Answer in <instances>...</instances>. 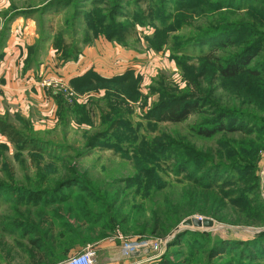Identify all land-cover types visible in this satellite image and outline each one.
<instances>
[{
  "label": "rangeland",
  "instance_id": "374dc122",
  "mask_svg": "<svg viewBox=\"0 0 264 264\" xmlns=\"http://www.w3.org/2000/svg\"><path fill=\"white\" fill-rule=\"evenodd\" d=\"M96 1L97 9L93 0H0V67L8 64L22 77L38 70L36 81L47 98L0 108L44 151L39 172L29 165L28 151L0 134L6 145L0 157V264H60L86 249L95 264H157L163 258L174 264H264L245 256L247 240L264 234V79L247 74L226 80L219 91L205 89L215 105L249 113L235 119L244 122L243 131L203 138L189 130L201 116L177 125L143 118L158 100L150 86L165 75L184 87L180 63L198 66L215 40H233L219 53L227 59L260 42L249 66L264 70V0H146V6L137 0ZM119 4L123 12L112 16ZM149 6L153 16L143 12ZM76 10L87 12L80 27L72 19ZM117 22L136 25L125 43L113 37ZM50 29H63L68 42L77 39L79 54H59ZM139 75L136 97L130 82ZM74 77H82L77 87L70 84ZM44 78L62 80L73 95L42 86ZM56 95L76 109H59ZM101 109L121 111L133 124L103 138L106 145L89 147L114 118L103 120ZM165 147L175 149L156 155ZM212 167L221 168L205 180L209 186L198 184L202 170L204 179ZM181 169L187 172L178 178ZM61 184L68 186L57 199L35 195ZM195 196L193 211L183 216ZM118 210L129 224L109 221ZM155 213L181 219L155 237L132 230L153 224ZM192 217L212 218L215 226L187 227L192 234L174 241ZM120 237L164 241L153 250L125 254ZM221 242L231 246L229 252L211 263L209 247Z\"/></svg>",
  "mask_w": 264,
  "mask_h": 264
},
{
  "label": "trees",
  "instance_id": "16d2710c",
  "mask_svg": "<svg viewBox=\"0 0 264 264\" xmlns=\"http://www.w3.org/2000/svg\"><path fill=\"white\" fill-rule=\"evenodd\" d=\"M64 1L65 3H67V5H70L74 0ZM88 1L90 0H84V2ZM140 2L145 6L148 5L146 0H137V5H139ZM93 4L97 5L96 7H94V9H97V7H99V3L96 0H93ZM112 11V16H118L120 15L121 11L123 12V6L119 4V6H115ZM143 12L144 14H151L152 16L154 14L153 7L151 6L146 8V10H143ZM85 13L87 14L86 11ZM86 14L82 15V12L76 10L72 16V19L75 23L74 26L78 25L80 27V24L82 22V24H84L83 19H86ZM124 17H127V14H125ZM122 22H117L118 24L116 25L113 23L114 29L112 31V34L117 41L125 43L129 36L136 33V25L134 23L126 22H124L125 24H123ZM50 33L55 34V36H53L54 38L52 44L56 48L57 52L59 54H62L64 58H73L79 54L80 49L77 45V39L73 38L74 40L68 42L65 36V31L63 29H50ZM76 33L77 30L73 32V34ZM232 41L233 40L231 39L220 41L215 40L214 46L211 47V49H209L207 52L202 53L199 56L201 61L199 62L198 66L180 63L184 75L183 79L186 84L184 87L176 84L171 78H168L165 75H161L156 82V85L150 86L149 88L151 94L158 95V100L153 104L152 108L146 114H144L143 118L149 123H170L177 125L187 122L193 116L197 117V119H199V117L201 116V121L189 126V130L194 135L203 138H210L223 132L243 131L242 125L244 122H238L235 119L239 116H244L247 114L249 115V113L246 111L225 109L223 107H220V105L216 101L215 105L214 102H212V100L208 98L205 93L206 87L214 86L219 91L222 89L226 80L237 78L239 76L247 74L264 79V70H260L259 68H255L254 66H249V64L255 57V54L259 50L260 42H257L253 45H246L241 51L235 54L234 57L227 59L228 57L220 55L219 53L224 46H226L228 43H231ZM2 45L3 42L1 43V47ZM81 78L82 77L72 78L70 84L75 85V87L79 86L82 82L80 81L82 80ZM141 79L142 77L139 75L137 76V78L133 77L130 82V87L132 88V92L136 94V97H138V90L134 88L133 84L139 82ZM54 98L57 100L59 109H62L64 107H66L68 111L76 109V106L70 107L69 104H65L66 102L64 98L59 97L58 95H56ZM100 111L103 120L110 119L111 116H113L114 118L109 124V130H105L96 134L95 137L90 141L89 147L96 148L97 146L106 145L103 142V138L108 137L111 133H116L114 130L118 129L120 125L131 126L133 124V122L128 118L130 112L126 115V118L128 119H124L121 118L123 114L121 111L118 114L115 111L110 113L107 110L101 109ZM60 113H62L61 110ZM204 115H206V117ZM0 134L5 137L10 144L14 145L17 150L28 151L29 165L34 166L39 172H43L41 163L44 160V151L42 150V143L40 141L31 136L29 133L24 132V130L17 127L13 122L8 120L7 117L2 115H0ZM3 149H6V145L4 143H0V157L3 154ZM174 149V147L160 148L156 152V155L160 154L161 157L162 155H167ZM203 159L204 161H206L205 158ZM219 168L212 167L211 169H209L206 172L204 179H202V176L204 175L203 173L206 168L202 170V172L200 173L201 176L197 177L199 179L201 178V181L197 183L206 185L205 180L210 182L212 172H214V170H220ZM186 172L187 170L181 169L180 174L176 175V177L179 178L181 177V174ZM184 178H182L183 181H185ZM209 184H207L206 186H209ZM67 186L68 184H61L55 191H43L35 195L42 196V198L46 197L47 199H57L56 197L64 195L63 191ZM197 191L199 190H196L195 193H197ZM197 200L198 198L195 196L194 200L190 204L192 209L190 211L185 210V212H183V216L188 215V213L190 214V212L193 211V204ZM161 209L163 211H166L163 208ZM152 219L153 224H149V222H147L143 226H132V230H134L135 232L138 231V233L143 235L151 233V237H155L157 233H167L169 231V227L176 226L178 222H180L181 218H169L164 214L157 215L155 213L154 218ZM109 221H112L113 223L123 222L125 225L129 224L130 222L127 217L122 216L120 210H118L111 218L109 217ZM187 234L192 233L188 230H182L178 232L174 241H177L180 237H183ZM174 241L172 243H175ZM263 242L264 234L258 236L257 238L247 240V249L245 250V256H247V259L249 260L248 262H264V250L263 248H261V244ZM229 247L231 246H223L222 242L221 244L210 245L209 255L212 258L210 262L213 263L217 257H222L223 259L224 255L229 252ZM157 264H174V262L169 258H163Z\"/></svg>",
  "mask_w": 264,
  "mask_h": 264
},
{
  "label": "crops",
  "instance_id": "0c3cea01",
  "mask_svg": "<svg viewBox=\"0 0 264 264\" xmlns=\"http://www.w3.org/2000/svg\"><path fill=\"white\" fill-rule=\"evenodd\" d=\"M41 68H43V66ZM43 70H41V73H44ZM38 73V70L32 69L22 77L21 74L17 73V71L8 64H2L0 67V80L2 82L0 108L4 106L5 103H11V107H19L22 103L24 104L27 99H29L30 102L32 100L39 102L41 99L47 101V98L41 93V89L38 87L39 84L36 81ZM27 92L30 94L26 95L28 94Z\"/></svg>",
  "mask_w": 264,
  "mask_h": 264
},
{
  "label": "built area",
  "instance_id": "2783aa9c",
  "mask_svg": "<svg viewBox=\"0 0 264 264\" xmlns=\"http://www.w3.org/2000/svg\"><path fill=\"white\" fill-rule=\"evenodd\" d=\"M42 86H47V87H54V88H59L64 91H68L71 95H73V92L71 91V88H69L62 80L60 79H55V78H44L42 81ZM123 240V252L125 254H129L131 252H136L141 249L144 251H147L148 248L150 250H153L155 248L160 247V244H163L164 240H152V239H147V240H142V241H126L123 237H120ZM60 264H95L94 260V253L90 249L84 250L82 253L73 256Z\"/></svg>",
  "mask_w": 264,
  "mask_h": 264
},
{
  "label": "water",
  "instance_id": "95a60500",
  "mask_svg": "<svg viewBox=\"0 0 264 264\" xmlns=\"http://www.w3.org/2000/svg\"><path fill=\"white\" fill-rule=\"evenodd\" d=\"M183 228H180L177 232L180 230L186 229L187 227H195V228H205L210 229L215 226V221L212 218H187L182 222Z\"/></svg>",
  "mask_w": 264,
  "mask_h": 264
}]
</instances>
